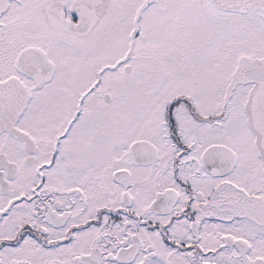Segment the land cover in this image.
Listing matches in <instances>:
<instances>
[{
	"label": "snow or ice",
	"instance_id": "6c2138e0",
	"mask_svg": "<svg viewBox=\"0 0 264 264\" xmlns=\"http://www.w3.org/2000/svg\"><path fill=\"white\" fill-rule=\"evenodd\" d=\"M0 264H264V0H0Z\"/></svg>",
	"mask_w": 264,
	"mask_h": 264
}]
</instances>
